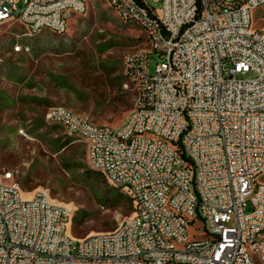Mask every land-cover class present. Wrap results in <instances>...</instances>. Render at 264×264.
Listing matches in <instances>:
<instances>
[{"label":"built area","instance_id":"2783aa9c","mask_svg":"<svg viewBox=\"0 0 264 264\" xmlns=\"http://www.w3.org/2000/svg\"><path fill=\"white\" fill-rule=\"evenodd\" d=\"M16 1L0 0V24L22 25L16 36L62 31L85 8L21 0L14 14ZM108 2L148 39L122 57L132 106L115 126L61 104L43 115L83 141L87 167L127 189L133 209L72 238L69 205L41 187L23 196L0 169V264H264V29L251 23L264 0Z\"/></svg>","mask_w":264,"mask_h":264},{"label":"rangeland","instance_id":"374dc122","mask_svg":"<svg viewBox=\"0 0 264 264\" xmlns=\"http://www.w3.org/2000/svg\"><path fill=\"white\" fill-rule=\"evenodd\" d=\"M84 1V10L71 13L62 31L42 27L16 36L20 22L10 17L0 24V169L11 172L23 196L41 187L53 201L69 205L65 232L72 238L110 230L129 213L106 200L105 179L85 173L83 141L43 113L61 104L92 122L117 125L136 96L122 57L148 45L141 26L119 17L108 0ZM21 8L17 0L14 14ZM251 23L264 29V3L252 9ZM15 43L28 49L15 50ZM154 63L150 53L148 73Z\"/></svg>","mask_w":264,"mask_h":264},{"label":"trees","instance_id":"16d2710c","mask_svg":"<svg viewBox=\"0 0 264 264\" xmlns=\"http://www.w3.org/2000/svg\"><path fill=\"white\" fill-rule=\"evenodd\" d=\"M51 123H55V122H51ZM56 124H58V123H56ZM85 173L94 174L95 176H99V177H102L103 179H105L100 172L89 169V168L85 171ZM108 184L109 185H108V187L106 189V193H105L106 200H108V201H110V202H112L118 206H122L123 212H128L130 214L132 209H133V205H132L131 196H130L129 192L127 191V189L121 190L122 186L113 185L109 182H108Z\"/></svg>","mask_w":264,"mask_h":264},{"label":"crops","instance_id":"0c3cea01","mask_svg":"<svg viewBox=\"0 0 264 264\" xmlns=\"http://www.w3.org/2000/svg\"><path fill=\"white\" fill-rule=\"evenodd\" d=\"M23 192V191H22ZM30 194V193H29Z\"/></svg>","mask_w":264,"mask_h":264}]
</instances>
